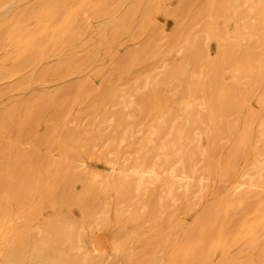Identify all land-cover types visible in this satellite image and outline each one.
<instances>
[{"label": "rangeland", "instance_id": "1", "mask_svg": "<svg viewBox=\"0 0 264 264\" xmlns=\"http://www.w3.org/2000/svg\"><path fill=\"white\" fill-rule=\"evenodd\" d=\"M58 1L61 2L60 5L58 4L60 18L65 15L63 5L69 4L73 6L78 2V0ZM96 1L82 0V14L80 16L82 36L79 35L77 40L70 45H62L61 42H58L55 46L49 44L42 55L39 54V49L32 47L26 51L25 57H34V59L32 62L26 64L22 63L24 57L17 55V47L0 46V115L4 119L2 122L5 125V129H0V164L4 163L6 166H9L7 167L10 168L8 173L13 172L11 170V168L14 169L13 167L20 168L19 170L22 172H26L25 169L27 170L28 168H30L29 170L32 169V173L29 170L27 172L35 178V182L37 173L35 175L34 172L36 168L39 170L37 163L39 162L40 166L42 162L40 169L43 172H39L41 174L44 173L43 178L45 182L42 181L44 184L47 183L50 185H44L40 182L37 183L39 188L41 187L39 184L44 185L42 189L40 188L42 192L37 188L40 194L37 195L36 193H39L37 191L35 194L33 193L30 196L29 202L24 207L10 203L13 209L10 211V217L6 224L5 235L0 240V247H3L5 242L12 239V237L18 238L19 230H22V227L25 226L23 227L24 230L37 234L35 236L37 239L34 238L37 245L53 264H69L68 261L72 257H75L79 264H264V181L262 179L255 182L257 178L254 177L256 186H250L247 177L241 180L245 184L240 191L248 192L246 194L247 198L244 203L232 209L233 211L231 210L232 212H229L230 214L227 215L228 217L226 219H224L226 214L222 212V214H218L217 218L209 219L207 217L203 223H199L197 220L200 214L207 213L209 206L216 199H219L225 191H234V185L237 184L228 180V178L224 182L223 178L225 177L221 181L215 172L228 162L232 152L231 148L234 147H232V144L235 145L237 137L239 136L238 133L240 135L243 133L239 131H244V127L251 122V118L252 120L254 119L253 123L251 122L253 138L251 142L258 143L264 141V137H259V132L263 129L262 125L264 124V81H253L248 76V73L236 71L234 69L235 66L227 68L228 66L220 58L221 55L219 52L221 50L217 52V49H220L218 41L212 40V42H209V40H206L203 34V29L207 25L206 22L209 24L215 21L214 24L217 28L221 27L220 29L225 30L226 28L227 30L223 20L221 21L222 18H217L212 11H208L211 7L212 0H159V10H157V14L154 10L151 12L152 14L155 13L153 15L151 14L150 18L152 20L150 19V22L147 23L138 19V21H134L135 24L133 22L132 27L130 24L126 27L127 30H122L115 37L111 35L110 31L112 24L119 19V10L123 8L124 2L127 1L124 6L126 7L131 0H122L123 2L121 0ZM108 1L111 2L109 4L111 6L108 7L109 12L104 17L99 16V12H97L99 4L102 2L108 4ZM35 2L36 0H6L0 7V23L3 21L12 23V19H16V14L19 11L32 6ZM91 4H93V7ZM203 4H206V8L201 10ZM117 7H119V10ZM86 12L88 13L86 14ZM209 12L211 15H209ZM247 17H251V19H247ZM254 21L253 14L249 13V15L238 22V25L244 27L246 23H254ZM59 23L62 24V21ZM138 23H140L139 25L143 24V26H139ZM104 27L107 29L103 41L101 40L100 31ZM135 27L136 29H134ZM241 29L243 31L246 28ZM247 30L243 32L245 36L244 40L234 41L233 34H231L230 39H227L228 42L226 41L225 45L228 46L230 43L241 50L246 49L252 53L257 51V53L264 54L263 44L259 43L260 39L252 36ZM195 35H198L202 43L201 46L204 52L203 60L205 62L208 61L206 67L203 69H192L191 66H187L186 54L190 50L187 48L188 41L186 39H192ZM93 41H95V46H92ZM148 41L150 42L148 43ZM260 42L263 43L262 40ZM259 44L262 46H259ZM153 47L154 49H152ZM180 49L182 53L179 51ZM69 54L73 55L75 61L76 59L79 60L82 58V64L73 62L72 65L68 66L66 71L58 70L46 74L43 73L48 69H54L58 61L67 57ZM143 55L149 57L143 58ZM183 57L185 60L182 59ZM119 59H126L125 68H116V61ZM217 59L220 61H216ZM180 63H182V67L184 66L183 68L188 69L186 74L191 70V72H194L193 77L197 78L198 76L200 79L198 78L197 80H199L200 84L203 83L199 92L194 96L188 92L190 87L187 85V79L190 78L187 76L191 73L189 75L185 74V77L183 76L184 79L182 78L183 80H180V84H183L179 85L178 88L179 76H172L171 78L169 76L170 73L169 75H167L168 72L167 74L165 73L167 68L169 71L171 70V66ZM212 66L222 69L223 78H221V83L227 85L228 82V85H233L235 82L234 85L236 84L238 100L237 109L235 108L233 111L229 110L230 112L224 110L222 112L223 115L222 113L220 115L215 114L214 117L210 115V111L206 105L208 99L206 94H208V91L207 89L206 91L203 90L210 80ZM200 71L203 73H200ZM150 74L154 76L158 74L160 83L156 86V94L159 93L161 102L162 98L166 102H162L165 103V108L161 106L162 104L154 105L155 103L143 104V106L137 101L138 99L133 90L140 80L142 81ZM165 75L169 77L167 78L166 76L165 78ZM136 81L138 82L136 83ZM172 81L174 82L172 83ZM81 85V90L74 89L68 95L63 94L68 87H80ZM181 86H184L183 89L180 88ZM106 87H110L112 90L114 89V94L117 95H114L112 98L109 96H100L101 93L104 94L103 91ZM132 87L133 89L130 91ZM115 91L117 92L115 93ZM123 95H128L126 101H130V99L133 101L132 108L130 106L128 109L123 110V103L116 104L118 101L120 102V96ZM189 95L191 98L188 97ZM134 96L135 98L133 99L132 97ZM181 97H184V100H192L195 102L194 106L197 111L195 112L194 110L193 113H197L198 117L195 118L193 125L186 126L184 130L185 133L188 132L186 134L190 135V138L196 135L199 136V140L194 143L198 151L193 163L197 172L196 176H202L204 178L199 182L196 179L192 182L193 190L188 195L187 200L184 202L185 204L169 200V206L166 209L159 206H155L156 209H153L147 206L148 196H141L135 207L136 217L133 219L131 218L133 210H128L127 205L115 197L117 196L115 191L107 190L104 196L98 202H95L97 209L95 213L90 217H86L84 214L85 200H87L85 198V188L91 183L94 184L96 181H99L98 179L112 174L110 170L111 164L109 162H112L113 166L119 169L130 156H135L141 150L142 133L147 125L151 123L149 120L152 121L156 116L165 115L163 128H166L163 129V133L157 138L155 142L156 147L165 139V133L171 131V129L175 131L176 124L173 122L177 114L176 108L180 107ZM147 107H150V109ZM33 110L35 111V115L30 117L29 114ZM58 110L61 111L59 119L52 120L54 111ZM116 111H121L123 116H126L127 113L132 114L133 117L131 116V119L132 123H134L132 125L133 133L130 137L131 139L128 138L127 142L119 145L120 148L118 147L117 152L109 154L106 157L105 153V155L102 154L103 148L101 144L109 136L119 134L121 131V128L117 125ZM149 112L152 113L149 115ZM145 114L147 120L144 119V121ZM155 114L157 115L155 116ZM10 115L14 116L12 124L10 123ZM151 115L153 116L151 117ZM249 117L250 119H248ZM247 120H250L249 123L246 122ZM227 126L229 127L226 128ZM10 128L12 131H8ZM62 128H67L68 130L67 144L81 145L78 151L81 153L82 159L87 162L85 169L82 171L84 178L81 181L70 182L71 180L68 179V175L64 173H60V175L63 174V177H60L59 174L56 176L46 175L45 170L53 162L60 160V154L56 147L51 144L47 145L45 142H53ZM186 141L184 140L182 143L185 144ZM29 152H32V154L28 157H21ZM157 153L159 155L161 154L158 150ZM132 157L131 160L134 158ZM226 157H228L227 161L225 160ZM38 158H40V161ZM163 158L161 155L157 159V164L161 165L162 169L169 167L172 163L170 161L164 164ZM239 159L237 158V160ZM127 161L129 163L131 162L130 160ZM250 161H254V157H251ZM223 162L225 163L223 164ZM237 162L240 168L243 164V159L241 158ZM26 166L29 167L26 168ZM208 166L213 167H211L214 170L212 174L215 177L210 175L207 178ZM118 171L113 173L114 177L120 178L124 176L122 171ZM240 171L238 170V172ZM14 173H9L6 177L7 180L5 179L6 182L15 185L17 174L14 175ZM10 175L14 176V178ZM25 175L28 174L25 173ZM51 179L55 181H51ZM47 180L50 181L48 182ZM34 185L36 186V184ZM62 189L64 190L62 191ZM152 189L150 190L153 193V201L157 202L158 191L156 188ZM61 193L63 196L66 194L67 197L61 196ZM81 196H84L82 205ZM1 197L0 194V200H2ZM79 197L80 200H78ZM66 198L70 200L67 199L66 202ZM60 201H63V204ZM75 202L76 204L74 205ZM64 203L66 206H62ZM50 204L55 205L50 206ZM15 207L19 208L16 209ZM116 207L118 208L116 209ZM79 210L84 212L82 213ZM53 219H56L60 225H71L73 223V229L75 230V232L73 230V234L75 237L71 246L68 244L62 246L56 245L54 239H52L53 237L47 231L37 233V228L40 226L39 222L42 223L41 226L43 228H48L46 222ZM211 219L213 221H210ZM130 221L131 225H128ZM256 222H258V225ZM114 224H117V226ZM171 252L176 256L175 258H171Z\"/></svg>", "mask_w": 264, "mask_h": 264}, {"label": "bare ground", "instance_id": "2", "mask_svg": "<svg viewBox=\"0 0 264 264\" xmlns=\"http://www.w3.org/2000/svg\"><path fill=\"white\" fill-rule=\"evenodd\" d=\"M5 1L6 0H0V7L3 5V3ZM98 1L99 0H97L96 2H98ZM113 1H115V0H113ZM117 1H119V0H117ZM108 2H109L108 4L106 2H102V3L99 2L100 3L99 8H97L98 10L96 9L97 12H99V16L104 17V15H106L109 12L108 7L111 6V5H109L111 2L110 1H108ZM93 3H95V2H93ZM126 3H127V1L124 2V5L122 6L123 8L121 10H119V7H117V9L120 11L119 12V19L116 20V22L112 24V28L110 29L111 35L113 37H115L122 30H124V29L127 30L126 27H128L130 24L132 27L133 22L138 21V19L143 20V22H147V23L150 22V19L152 20V18H150L151 14H152L151 12L154 10L157 14V10H159V0H131L130 3H128V5L126 7H124ZM58 4L59 5L61 4V2L58 0H36V2L32 6L26 7L24 9H22L21 11H19L16 14V17H15L16 19L15 20L12 19L13 20L12 23L8 22V21H3L2 23H0V46L6 45V46L17 47L18 48L17 55L20 57H24V61L22 63L26 64V63L32 62V60L34 59V57H28V56L25 57L26 51L32 47H36L37 49H39L38 50L39 54L42 55V54H44L45 49L48 47L49 44H52L55 46L58 42L59 43L61 42L62 45L66 44V46H67V45H70L72 42L76 41L77 37L79 35L82 36L81 35L82 34V22L80 19V16L82 14V0H78V2H76L73 6H70L69 4L63 5L65 15L62 18H60V15L58 12V9H59ZM118 4H120V3H118ZM91 5L93 7V4H91ZM114 5H112V7ZM205 6H206V4L205 5L203 4L201 7V10H204V8H206ZM86 7H88V6H86ZM113 8H115V7H113ZM117 9H116V11H117ZM208 11H212L217 18H222L221 21L223 20L225 27H227V30H226V28H225V30L220 29L221 27L217 28V26L214 24L215 23V21H214L212 23L210 22L211 24L210 23L208 24L206 22L207 25H205V28L203 29L204 30L203 34L205 35L206 40H209V42L210 41L212 42V40H216V42L218 41L220 49L219 50L217 49V52L221 50L219 52V54L221 55L220 58H222V60H223L222 62L228 66L227 68H229V67L232 68L235 66L234 69L236 71H238V72L240 71L242 73H248V76L251 79H253V81L258 80V82H263L264 81V54L263 53H257V51L256 52L254 51V53H252L246 49L241 50L239 48L234 47V44L231 45L230 43L229 44L227 43L228 44V46H227V45H225V42L227 41V39L230 37L231 34H233L232 37H233L234 41L235 40H244L245 36H244L243 32H244V30L248 29L247 32H250L252 36L263 41V43H262L259 40V43L263 44V47H264V0H212L211 7ZM115 12H113V13H115ZM87 13L88 12H86V14ZM249 13L253 14L254 20H255L254 23L249 22V23H246V26H244V27L239 26L238 22L241 19H243L244 17H246L247 15H249ZM209 15H211V13ZM97 17H98V15H97ZM117 17H118V15H117ZM94 18H96V17H94ZM248 18L251 19V17H247V19ZM105 20H107V19H105ZM61 21H62V24L59 23ZM139 22H141V21H139ZM151 23H149V24H151ZM134 24H135V22H134ZM139 24L140 23H138V25ZM147 25H146V27H147ZM241 25H242V23H241ZM139 26H143V24L139 25ZM241 28H243V29L246 28V29H244L242 31ZM106 29L107 28L104 27L100 31L101 40H103L106 36V33H105ZM134 29H136V27ZM87 30H88V27H87ZM100 34H99V36H100ZM246 35H247V33H246ZM172 38L174 39V37H172ZM91 40H93V39H91ZM186 40L188 41L187 48L190 50V52H188V54H186L187 66H191L192 69H197V68L203 69L204 67H206L208 61L205 62V60H203L204 52H203V47L201 46L202 43H201L200 38L198 37V35H195L192 39L188 38ZM254 40H256V39H254ZM149 42L150 41H148V43ZM173 42H172V44H173ZM256 42H257V40H256ZM261 44H259V46H262ZM92 46H95V41H93ZM150 47H151V45H150ZM216 47H217V43H216ZM99 49H101V48L99 47ZM152 49H154V47ZM248 49H250V48H248ZM258 50H260V49H258ZM104 51H105V49H104ZM179 51H181V49ZM181 53H182V51H181ZM139 54H141V53H139ZM144 55H143V58L150 56L149 54H148L149 56H147V55L144 56ZM138 59H141V58H138ZM182 59L185 60L184 57ZM127 61H128V59H127ZM216 61H220V60L217 59ZM73 62L74 63L76 62L77 64H82V58H80L79 60L76 59V61H75L73 55L69 54L67 57L60 59L58 61V63L55 65L54 69H48L43 73L46 74L48 72H54V71H58V70L66 71L68 69V66L72 65ZM125 62H126V59L117 60L116 61V68L117 69L125 68L126 67ZM131 62H132V60H131ZM166 64H167V62H166ZM181 64L182 63H180L178 65L172 64L173 66H171V70L168 71V68H167V71L165 72L166 74L168 72L167 75H169V73H170L169 76H171V78H172V76H177V77L179 76V78H178L179 84H178L177 88L179 87V85L183 84L182 82H181L182 84H180V80L182 81L184 79L185 74L188 71V69L186 70V68H183L184 66L182 67ZM213 66H212L211 72H210V80H209L207 86L204 87L205 89H203V90L206 91V89H207V91H208V94H206L208 97L206 105L208 106V109L210 111V115H213V117H214L215 114L220 115L224 110H226V112H227V110L233 111V110H235V108L237 109L238 100H237V95H236L237 94V89L235 87L236 84L234 85L235 82L233 83V85H230V84L228 85L227 81H225V82H227V85H225L224 83H221L222 82L221 78H223L222 77V69H219L220 67L216 68ZM17 68H19V67H17ZM188 68H190V67H188ZM225 69H226V67H225ZM227 70H229V69H227ZM238 72H237V74H238ZM75 73H76V71H75ZM189 73H191V74L189 75ZM189 73L186 74V75H189L187 77H190L187 79L188 80L187 85H189V87H190L188 92L191 93L190 95L194 96L197 94V92H199V90L201 89V85L203 83L200 84L199 80H197L199 78L197 75H196L197 78L193 77L194 72H191V70H189ZM200 73H203V72L200 71ZM167 75H165V78ZM169 76H167V78ZM171 78H169V79H171ZM234 79H235V77H234ZM137 82L138 81H136V83ZM173 82L174 81H172V83ZM159 83H160V80H159L158 74H156L155 76L150 74V75L146 76L142 81L140 80V82L137 83L136 87L133 90L135 92L134 93L135 96L138 99L137 101H139L142 105L155 103L154 105H156V104L161 105L162 104L161 106L164 107L166 102L163 101V98H162V102H165V103H162L161 98L159 97V93L156 94V91H157L156 86ZM161 83H163V82H161ZM86 85H87V83H86ZM17 86H19V85H17ZM168 86H170V85H168ZM129 87H130V84H129ZM133 87H134V85H133ZM133 87L130 88V91H131V89H133ZM183 87L181 86L180 88L183 89ZM80 88H82V85L80 87H78V86L68 87L66 92L63 94L68 95L70 92H73L72 90H74V89L77 90ZM113 90L110 87H106L105 90L103 91L104 94H102V93L101 94L99 93V94H100V96L103 95V97L109 96L110 98H112V97H114V95H117V94H114ZM101 92H102V90H101ZM116 92L117 91H115V93ZM190 95L188 97H190ZM76 96H77V94H76ZM127 96L126 95L120 96V102L118 101L116 103V104L123 103V107H122L123 110L128 109L133 103V101L131 99H130V101H126ZM135 96L132 98L134 99ZM180 100H181L180 101V107L176 108L177 114H176L175 121L173 122L176 124V127H175L176 129H175V131L173 129H171V131H168L167 133H165L166 137L158 147H156L155 142H156L157 138L163 133V129L166 128V127L163 128L165 115L157 117L156 116L157 114H155L156 118L153 119L152 121L149 120V122H151V123H149L147 125L146 129L143 128L144 130H143L142 139H141V145H142L141 150H140L141 152L139 151L137 154H135V156H133L134 158L132 156H130V158L128 157L129 159H127V160H130L131 162L129 163V161L126 160V162L124 164L122 163L123 165L119 169L115 168L113 166L112 162H109L111 164L110 170L112 171V174L108 175L105 178L98 179L99 181H96L94 184L89 183L90 185H88L85 188V190H86L85 198L87 200H85L86 201L85 210H84L85 212L84 211L83 212H84L86 217H90L95 213V210H97L95 202L96 201L98 202L104 196V194L107 190L115 191L116 195H117L115 197L119 198L120 202H124L127 205L128 210L129 209L133 210V212L132 211L131 212L134 214L131 213V218L134 219L136 217V213H135L136 208L135 207H136L138 199L141 196H146V195L148 196L147 206H150L153 209L155 208V206L156 207L159 206L161 208L166 209L169 206V203H168L169 200H173L176 202L178 201V202H180V204H183L187 200L188 195L193 190L192 182L195 179L198 180V182L201 181L202 179H204L202 176H198V177L196 176L197 172H196L195 165L193 163L194 157L198 151V149L195 147L196 145L194 143H195V141L199 140L198 139L199 136L198 135H196L194 137L191 136L192 138H190V135H187L188 132H186L187 133L186 134L185 130H184V129H186L185 128L186 126L193 125L195 123V118L198 117L197 113H195V114L193 113L195 110V106H194L195 102H193L192 100H184V97H181ZM145 102H148V103H145ZM101 104H103V103H101ZM107 105L109 106V104H107ZM132 106H131V108H132ZM140 108H142V107H140ZM148 109H150V107ZM134 110H135V108H134ZM146 111H149V110H146ZM196 111L197 110H195V112ZM116 112H117L116 117H117V121H118L117 125L119 128H121V131L119 134H115V135L113 134L112 136H109L108 138H106L105 141L103 140L104 142L101 144V147L103 148L102 154L105 153L106 157L109 154L117 152V150L120 148L119 145L121 143L123 144V143L127 142L128 138H130L132 136V133H133L132 132V125H134V123H132V119H131L132 114L127 113L126 116H123L121 111H119V112L116 111ZM144 112H142V113H144ZM60 113H61L60 110L54 111V114L52 115V120L53 119L54 120L59 119ZM150 113H152V112H149V115H150ZM29 115H30V117H33L35 115V111L34 110L31 111V113ZM222 115H223V113H222ZM152 116L153 115H151V117ZM13 117L14 116H11V122H10L11 124H12ZM247 117H248V115H247ZM142 118H143V116H142ZM215 118H216V116H215ZM144 119H146V114H145L143 120ZM248 119H250V117ZM3 120H4L3 117L0 115V129H5V125L2 122ZM250 120L253 123L254 119L252 120V118H251ZM249 121L247 120L246 122L249 123ZM251 122L249 124L247 123L248 125L246 127H244L245 128L244 131H241V130L239 131V132H241V133L243 132V133L241 135H240V133H238L239 136L237 137V141H236L235 145L232 144V147L233 146L234 147L231 148L232 152H231V156H230V159L228 160V162H226V163L223 162V164L224 163L225 164L222 167H220L217 172H215L217 174V177L219 179H221V181H222V178L225 177V178H223L224 182H225V179L228 178V180L237 184V185H234V189H233L234 191L233 192H231L232 190L231 191H225L223 193V195L221 197H219V199H216V201H214V203H212V205L209 206L207 213L199 215V217L197 219L199 223H201V222L203 223V221H206L207 217L209 219L210 218H217L218 214L219 213L222 214V212L224 214H226V216L224 218V219H226L228 217L227 215L230 214L229 212L233 211L232 209H235L237 207V205L244 203V201L247 198L246 194L248 192L245 193V191L244 192L242 190L240 191V189L243 188L244 187L243 185L245 184L244 181L241 182V180L243 178H245V177L248 178V184L250 186H256L257 184H255V182L260 181L261 179L264 181V177H263L264 176V174H263V172H264V157H263L264 156V147H263L264 144H263V142L264 141H260L258 143H252L251 142V140L253 139L252 138V125H251L252 123ZM99 124H101V123H99ZM146 124H147V122H146ZM242 126H243V124H242ZM228 127L229 126H227L226 128H228ZM59 128H60V126H59ZM99 128H98V130H99ZM173 128H174V126H173ZM262 128L263 129H261L259 132L260 138L264 137V124L262 125ZM188 129H190V128H188ZM8 131H12V129L10 128ZM60 131L61 132L58 134V136L55 138V140L53 142H51V143H49V141L45 142V144H47V145L51 144L52 146L56 147V149L59 151V154H60V160H58L57 162H53L51 165L49 164L50 167L47 170H45L46 175L49 174L52 176L53 175L56 176L58 174L60 175V173H64V174L68 175V176L67 175L66 176L68 177L69 180H71L70 182L81 181L82 178H84L82 171L85 169L86 163H87L82 159V157L80 155L81 153H79V151H78V149L81 145H79V144H74V145L67 144L66 143V139L68 137L67 128H62ZM141 131H142V129H141ZM186 131H188V130H186ZM189 134H190V132H189ZM73 137H74V134H73ZM184 140H187L185 142V144L182 143V142H184ZM157 150L159 152H161L160 155H159V153H157ZM204 151H206V150H204ZM30 154H32V152L25 153V155H22L21 157L26 158ZM206 154H208V153H206ZM161 155L164 157L163 158L164 164L172 161V163L169 165V167H167V168L165 167L162 169L161 165L157 164V159L159 157H161ZM112 156H114V155H112ZM131 157L133 158L132 160H131ZM239 157H240V159H239ZM251 157H254V161H252V162L250 161ZM227 158L228 157H226V159L225 158L224 159L227 161ZM237 158L239 160H241V158L243 159V164L241 165L240 168L238 166L239 163L237 161H239V160H237ZM39 159L40 158H38V160ZM37 164H38V166L37 165L36 166L39 168V170L36 168L37 169V171H36V169H35L34 174L36 175V173H37V176L34 175L36 177L35 182H34L35 178L29 174V172H31V170H32V169L29 170L30 169V168H28L29 166L28 167L26 166V168H28L27 170H29V172H27L26 169H25L26 172H22L21 170H19L20 168H16V167H13L14 169L11 168V170H13V172L11 171L9 173L13 174L15 172L14 175L17 174V177H16L17 181H16L15 185L12 183L6 182V180H7L6 177L9 175L8 171H10V168H7L9 166L8 165L6 166L4 163L0 164V190H1L0 192L3 191L2 192L3 194L0 193L2 196L1 197L2 200H0V202H1L0 203V240L5 235L6 224L8 223L10 213H11L10 211H11V209H13L11 204L15 203L16 205H19L20 207L21 206L24 207L29 202L30 196L33 195V193L35 194L36 191L39 192L37 190V188H39L37 183L40 182V183L44 184L43 181L45 182V180L43 178L44 173L41 174V172H43V171H41V169H40V167L42 166L41 165L42 162L40 163V166H39V162ZM212 165L214 166V164H212ZM216 166H218V165H216ZM216 166H215V168H216ZM211 167L208 166V168H207V178L210 175L212 176L213 175L212 173H214L213 172L214 170L212 169L213 167L212 168ZM23 168H24V166H23ZM7 169H9V170H7ZM117 169L119 171H122L123 172L122 174L124 176H122L120 178L114 177L113 173L117 172L118 171ZM238 170H241V171L238 172ZM39 171H41V172H39ZM25 173L28 175H25ZM46 175H45V177H47ZM120 175H121V173H120ZM10 176H12V175H10ZM58 177H57V182H58ZM60 177H63V174L60 175ZM60 177H59V179H61ZM212 177H215V175H213ZM254 177L257 178L255 182H254ZM12 178H14V176H12ZM52 178H54V177H52ZM52 180L53 179H51V181ZM228 180H226V181H228ZM47 181L49 182L50 180H47ZM53 181H55V180H53ZM228 182H227V184H228ZM34 184H36V186ZM46 184L47 183H45L44 185H46ZM44 185L39 184V186H41L40 187L41 189ZM47 185H49V184H47ZM40 188H39V190H40ZM152 188H156V190L158 191L157 202L155 201L156 203L153 201L154 200L153 195H152L153 193L151 192V190H153ZM63 190L64 189H62V191ZM149 190H150V192H149ZM36 194L38 195V194H40V192L36 193ZM66 194H64L65 196H63L61 193V196L67 197ZM57 195H58V193H57ZM83 197L81 196V205H82ZM56 198H58V197H56ZM63 199L65 200V198H63ZM67 199H69V198H66V202H67ZM40 200H42V199H40ZM78 200H80V197ZM62 202L60 201V203H62ZM65 203L62 206H66ZM71 203H73V202H71ZM94 203H95V205H94ZM75 204H76V202L74 203V205ZM52 205L53 204H50V206H52ZM72 207H73V205H72ZM75 207H77V206H75ZM18 208H16V209H18ZM117 208L118 207H116V209ZM79 211H81V210H79ZM120 216H121V214H120ZM120 216H119V218H120ZM122 216H124V215L122 214ZM129 217H130V215H129ZM81 218H82V216H81ZM111 218H112V216H111ZM232 220H233V218H232ZM131 221L128 223V225H131ZM210 221H213V220L211 219ZM47 222H46V226L48 228H45V227L43 228L41 226L42 223L39 222L40 226H38V228H37V233L47 231L51 235V237H53L52 239H54L56 245H59V246L60 245L61 246L66 245V244H68L70 246L72 245V243L74 241V237H75L73 234V230H74L73 229L74 227L72 225L73 223L71 225H60V224H58V221L56 219L50 220L48 222V224H47ZM113 222H115V221H113ZM126 223H127V221H126ZM126 223H125V225H127ZM256 223L258 225V222H256ZM212 224H214V223H212ZM115 226H117V224ZM23 227H25V226H23ZM23 227H22V230H19V233H18L19 237H20V238L18 237L19 239L17 237H14V238L12 237V239H9L7 242H5L3 247H0V264H53L50 262V260H48L46 254H44L42 252L41 248L37 245V242L35 241V239H37V238H35V236L37 234L34 233L35 234L34 235L32 232L30 233L27 230H24ZM75 229H76V227H75ZM74 232H75V230H74ZM44 238L46 239V237H44ZM49 240H51V239H49ZM217 244L219 245V243H217ZM218 248H221V247H218ZM171 253H172V256H174V257L171 256V258H175L176 256L173 255V252H171ZM224 253H226V252H224ZM222 254H223V252H222ZM68 263L69 264H79L78 260L75 257H72V259H70L68 261ZM55 264H59V263H55Z\"/></svg>", "mask_w": 264, "mask_h": 264}]
</instances>
